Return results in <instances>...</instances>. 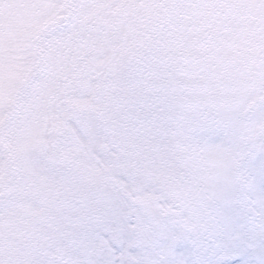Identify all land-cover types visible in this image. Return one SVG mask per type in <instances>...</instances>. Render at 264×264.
<instances>
[{
	"label": "snow or ice",
	"instance_id": "obj_1",
	"mask_svg": "<svg viewBox=\"0 0 264 264\" xmlns=\"http://www.w3.org/2000/svg\"><path fill=\"white\" fill-rule=\"evenodd\" d=\"M0 264H264V0H0Z\"/></svg>",
	"mask_w": 264,
	"mask_h": 264
},
{
	"label": "rangeland",
	"instance_id": "obj_2",
	"mask_svg": "<svg viewBox=\"0 0 264 264\" xmlns=\"http://www.w3.org/2000/svg\"><path fill=\"white\" fill-rule=\"evenodd\" d=\"M6 13L12 18L14 24L18 22V26L26 31H30L37 26L29 19L30 13L19 11L14 7L8 8ZM81 87L82 85L79 83L74 84L70 89L69 98L60 106L59 111L50 113L47 121L41 122L39 134L27 148V156L29 158L44 156L45 149L53 140L62 136L68 137L73 135L74 130L68 121L72 120L79 110L77 105L82 99L80 96ZM40 203L39 195L29 196L21 204V211L27 217H34L39 212Z\"/></svg>",
	"mask_w": 264,
	"mask_h": 264
}]
</instances>
